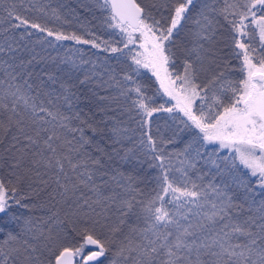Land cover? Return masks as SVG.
<instances>
[{
  "label": "snow or ice",
  "instance_id": "6c2138e0",
  "mask_svg": "<svg viewBox=\"0 0 264 264\" xmlns=\"http://www.w3.org/2000/svg\"><path fill=\"white\" fill-rule=\"evenodd\" d=\"M0 264H264V0H0Z\"/></svg>",
  "mask_w": 264,
  "mask_h": 264
},
{
  "label": "trees",
  "instance_id": "16d2710c",
  "mask_svg": "<svg viewBox=\"0 0 264 264\" xmlns=\"http://www.w3.org/2000/svg\"><path fill=\"white\" fill-rule=\"evenodd\" d=\"M68 3L70 6H74L75 5V0H68ZM229 67L231 68H238L240 65V61L237 60L234 57H229ZM237 78L239 77V74L237 73ZM146 83L153 85L154 86V78H150V73H147V78L145 80ZM154 92V87L149 89V95H153ZM163 99H167L166 97ZM157 103L163 102L162 99H160L159 97H156ZM160 115H166V114H160ZM161 123H163V121H161ZM177 148H182L183 144H177L176 145Z\"/></svg>",
  "mask_w": 264,
  "mask_h": 264
}]
</instances>
